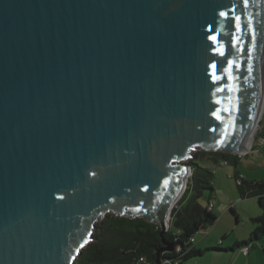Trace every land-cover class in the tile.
Segmentation results:
<instances>
[{
	"label": "water",
	"instance_id": "95a60500",
	"mask_svg": "<svg viewBox=\"0 0 264 264\" xmlns=\"http://www.w3.org/2000/svg\"><path fill=\"white\" fill-rule=\"evenodd\" d=\"M263 65L264 0H0V264H76L109 214L163 237L197 150L247 154Z\"/></svg>",
	"mask_w": 264,
	"mask_h": 264
},
{
	"label": "trees",
	"instance_id": "16d2710c",
	"mask_svg": "<svg viewBox=\"0 0 264 264\" xmlns=\"http://www.w3.org/2000/svg\"><path fill=\"white\" fill-rule=\"evenodd\" d=\"M239 161L240 156L237 155L197 150L187 162L192 168V175L186 191L172 211L170 228L163 237L158 225L143 218L131 219L109 214L98 221L93 240L84 248L76 264H140L138 260L141 257L155 264V255L162 247L163 239L181 246L180 251L163 254L166 259H174L178 264L203 255V251L195 248V235L212 227L218 220L212 211L203 208L199 203V198L206 194L205 191H214V172L206 167L205 163L237 166ZM241 176L242 174H236L235 179L242 199L256 198L261 208V215L253 219L254 227L250 240L235 246L243 248L254 246L264 239V180L248 181L244 178L239 181ZM195 191L197 193H194ZM231 211L234 212L233 209ZM191 239H194V242ZM235 247L228 250H210L227 252Z\"/></svg>",
	"mask_w": 264,
	"mask_h": 264
},
{
	"label": "rangeland",
	"instance_id": "374dc122",
	"mask_svg": "<svg viewBox=\"0 0 264 264\" xmlns=\"http://www.w3.org/2000/svg\"><path fill=\"white\" fill-rule=\"evenodd\" d=\"M263 123V124H262ZM264 109L261 120L251 139L250 149L247 154L240 156V161L235 167L232 164L213 165L210 169L214 172L212 181L214 191H205V195L199 198V203L203 208L213 202L216 206L217 222L206 230H202L195 235L197 244H204L202 249L221 248L228 250L238 243L248 242L253 231V219L261 215V208L256 198L242 199L235 179V171L243 173L248 181L252 179H264ZM255 148V149H254ZM200 164L202 162H199ZM242 174V175H243ZM191 177V176H190ZM189 181V180H188ZM188 186V185H187ZM194 193H197L195 191ZM190 196V195H189ZM210 200V201H209ZM223 209L220 211V206ZM234 210V212L231 211ZM257 247V248H256ZM256 248V249H254ZM252 251L257 250L254 264H264V240L255 243ZM238 258L241 250L233 253L209 251L203 256L183 261L182 264H210L211 259L228 261L230 257ZM232 264H237L233 261Z\"/></svg>",
	"mask_w": 264,
	"mask_h": 264
},
{
	"label": "crops",
	"instance_id": "0c3cea01",
	"mask_svg": "<svg viewBox=\"0 0 264 264\" xmlns=\"http://www.w3.org/2000/svg\"><path fill=\"white\" fill-rule=\"evenodd\" d=\"M211 163H205V166L206 167H208V168H210L209 167V165H210ZM204 165V164H203ZM236 167V166H235ZM236 174H243V173H240V172H238L237 170L235 171V175ZM244 175V174H243ZM245 176V175H244ZM246 178V177H245ZM247 180V179H246ZM252 180H264V179H252ZM251 180V181H252ZM214 186V185H213ZM221 209H223V205L222 206H220V211H221ZM212 212L214 213V212H216V206L214 205V203H213V210H212ZM264 240V239H263ZM195 244H197V242L195 241L194 242ZM242 243H244V242H242ZM242 243H238V244H242ZM202 245H204V244H198V245H196L195 246V248L197 249V250H201V251H203L204 253H203V255L204 254H206V253H208L209 251H211L210 250V248H207V249H202V248H204V247H201ZM236 246V245H235ZM250 247V246H249ZM253 247V246H252ZM234 248V247H233ZM242 247H235V249H233V250H229V252L230 253H233L235 250H241V256L240 257H238V258H235V257H230L229 259H228V261L226 260V261H219V260H215V259H211L210 260V264H232L233 263V261H235V262H237V264H254V262L256 261V257H255V254L257 255V250L255 251H252V249H250L249 250V253L247 254V255H243V253H242V249L244 248H242ZM257 248V247H256ZM256 248H254V249H256ZM216 252H218V251H216ZM228 252V251H227ZM203 255H201V256H203ZM198 257H200V256H198ZM195 258H197V257H195ZM192 259H194V258H192ZM257 262V261H256ZM191 263H193V264H198V262H191ZM182 264V263H181Z\"/></svg>",
	"mask_w": 264,
	"mask_h": 264
},
{
	"label": "bare ground",
	"instance_id": "6f19581e",
	"mask_svg": "<svg viewBox=\"0 0 264 264\" xmlns=\"http://www.w3.org/2000/svg\"><path fill=\"white\" fill-rule=\"evenodd\" d=\"M258 92H259V102H258V108H257V111H256V115H255L254 121H253L248 133L246 134V136L244 138V141H243L244 150L246 152L250 149L252 136H253L254 132L256 131L257 126L260 123L261 115H262V112H263V109H264V65H263L262 72H261V75H260ZM190 176L191 175L188 174L183 179V183L185 184V189L187 188L188 180H189ZM181 198L182 197H180L178 199V201H176V203L179 202V200Z\"/></svg>",
	"mask_w": 264,
	"mask_h": 264
},
{
	"label": "built area",
	"instance_id": "2783aa9c",
	"mask_svg": "<svg viewBox=\"0 0 264 264\" xmlns=\"http://www.w3.org/2000/svg\"><path fill=\"white\" fill-rule=\"evenodd\" d=\"M245 177L242 175L240 177V180L241 181L242 179H244ZM208 211H212L213 210V202H211L208 207H207ZM170 228V224H169V227L168 229ZM167 229V230H168ZM192 242H194V239H191ZM181 250V249H180ZM180 250H177V251H180ZM249 250H250V247H244L242 249V253L243 255H247L249 253ZM165 258V257H164ZM166 259V258H165ZM171 259H166V261L164 262V264H178V262L175 260V262H169ZM138 263L140 264H152L150 261H148L145 257H141L139 260H138Z\"/></svg>",
	"mask_w": 264,
	"mask_h": 264
},
{
	"label": "snow or ice",
	"instance_id": "6c2138e0",
	"mask_svg": "<svg viewBox=\"0 0 264 264\" xmlns=\"http://www.w3.org/2000/svg\"><path fill=\"white\" fill-rule=\"evenodd\" d=\"M220 15H221V16H225V17H227V13H224V12L220 13ZM236 19L239 20V17H237ZM237 27L239 28V24H237ZM212 39L215 40L216 38H215V37H212ZM220 54L223 55V52L221 51ZM212 67L215 68V65H212ZM213 75H214V74H213ZM216 79H219V77H216ZM221 90H222V89H221ZM217 103H220V101L217 100ZM217 119H220V117H219L218 114H217ZM81 247H83V245H81Z\"/></svg>",
	"mask_w": 264,
	"mask_h": 264
}]
</instances>
